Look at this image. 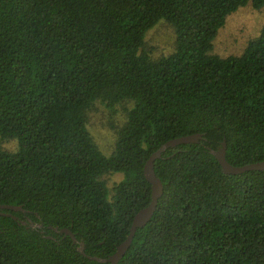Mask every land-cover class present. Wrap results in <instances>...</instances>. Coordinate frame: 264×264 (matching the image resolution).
<instances>
[{"label": "trees", "instance_id": "obj_1", "mask_svg": "<svg viewBox=\"0 0 264 264\" xmlns=\"http://www.w3.org/2000/svg\"><path fill=\"white\" fill-rule=\"evenodd\" d=\"M247 5L264 0H0V205L27 210L0 207V264H110L88 256L115 253L150 204L146 162L193 133L156 159L163 195L117 264H264V170L226 173L209 149L264 160V24L243 54L212 53ZM161 20L176 44L154 57ZM97 102L125 111L109 154L89 130Z\"/></svg>", "mask_w": 264, "mask_h": 264}, {"label": "rangeland", "instance_id": "obj_2", "mask_svg": "<svg viewBox=\"0 0 264 264\" xmlns=\"http://www.w3.org/2000/svg\"><path fill=\"white\" fill-rule=\"evenodd\" d=\"M264 24V8L255 9L247 5L228 17L225 26L214 40L212 53L227 57L241 55L249 41L260 34ZM175 33L164 20L159 21L147 34V47L154 48L153 56L158 57L164 52L175 49ZM125 120V111L121 106L111 109L107 105L97 102L90 112L89 130L100 147L109 154L113 151L116 142L115 126H120ZM2 148L15 151L19 147L17 139L4 140ZM109 186H113L123 178L122 173L105 175Z\"/></svg>", "mask_w": 264, "mask_h": 264}, {"label": "water", "instance_id": "obj_3", "mask_svg": "<svg viewBox=\"0 0 264 264\" xmlns=\"http://www.w3.org/2000/svg\"><path fill=\"white\" fill-rule=\"evenodd\" d=\"M203 138L202 133H193L189 135H184L181 137L173 138L168 140L166 143L160 146L159 149H157L148 161L145 164L144 167V174L147 180L152 185V199L148 206L140 209L134 216L132 226L130 229V233L127 236V238L118 246L117 251L113 254H111L108 257H100L97 255L94 256H88L89 258L93 260H97L100 262H106L110 264H117L120 259L125 255L129 247L131 246L134 236L136 234V231L139 227L145 226L149 220L153 217L160 197L163 195L164 192V185L162 180L157 176L155 172V161L156 159L162 157L163 153L170 147H176L180 144L184 143H196L199 142ZM210 151L216 156V158L219 160L220 164L222 165L223 171L226 173H242L248 170H264V160L249 163L245 165H233L227 160V142L226 139L222 142V147L219 149H212L209 148ZM2 208H8L13 210H22L26 212L27 210L22 205H12V204H4L0 205ZM30 223L32 227H42V223H38L33 221L32 219L28 220H22L23 224ZM55 231H58L59 233H65L66 235H70L74 241V243H78V250L85 254V246L83 242L79 241L76 234L72 231V229L66 227V228H59L57 226H51Z\"/></svg>", "mask_w": 264, "mask_h": 264}]
</instances>
